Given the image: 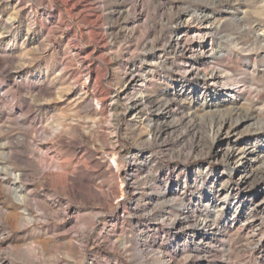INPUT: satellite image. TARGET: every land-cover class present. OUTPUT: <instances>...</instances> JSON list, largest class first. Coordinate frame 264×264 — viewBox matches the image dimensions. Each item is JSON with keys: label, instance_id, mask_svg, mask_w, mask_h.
Returning <instances> with one entry per match:
<instances>
[{"label": "rangeland", "instance_id": "rangeland-1", "mask_svg": "<svg viewBox=\"0 0 264 264\" xmlns=\"http://www.w3.org/2000/svg\"><path fill=\"white\" fill-rule=\"evenodd\" d=\"M262 118L264 0H0V264H264Z\"/></svg>", "mask_w": 264, "mask_h": 264}, {"label": "bare ground", "instance_id": "bare-ground-1", "mask_svg": "<svg viewBox=\"0 0 264 264\" xmlns=\"http://www.w3.org/2000/svg\"><path fill=\"white\" fill-rule=\"evenodd\" d=\"M186 20L187 22L192 21L194 23H199L203 25L204 29L198 32L182 30L178 33H175L172 36L171 43L174 44V48L176 52L180 54L188 55L191 58H193L197 54H201L205 52L209 53L211 56H214V57H217V53H219L218 57L226 56V54L223 53L222 50H219V48H216V45L214 44L213 36H215L216 34L217 26L214 25L210 14L205 13V11L203 12L199 10H193L190 12V17ZM162 59L163 58L160 55L153 58V60H156V61L159 60L165 64V62ZM177 67L179 70H181L185 74H189L192 76H200L202 74V76L208 78L209 80L213 82H217V83H220L222 80L221 78L222 74L218 69L206 68L202 70L197 65V63H195L194 60H191V59L183 61L182 64H177ZM140 75H141V70L135 68L130 74L129 81H128L129 85L130 86L133 85V82ZM232 91H229V92L231 93ZM138 107H139L138 104H134L133 106V108H138ZM237 116H240V113H237ZM256 118H257V115L255 113H250L248 115L242 116L239 121L250 120V119L253 120ZM230 121L231 120H224L221 126L219 127L218 132L219 133L225 132L227 135L231 134L233 132L232 131L233 127L230 125ZM260 128L264 129V118H262V120L260 121ZM255 152L256 151L254 149H247L246 147H242L237 150H234L232 148L227 150L226 156L232 162V165H233L232 173L238 175V179L240 180L241 184H248L249 179L255 174V170L257 167L256 164L260 160V156L255 155ZM1 170L5 171L6 169L3 168ZM10 173L14 174L13 171H10ZM18 189L19 187L16 188L15 190H18ZM17 200L20 201L21 198L18 197ZM263 200H264V196L262 197L260 202ZM210 219L209 217L204 219L203 225H205V227H208V224L211 222Z\"/></svg>", "mask_w": 264, "mask_h": 264}]
</instances>
